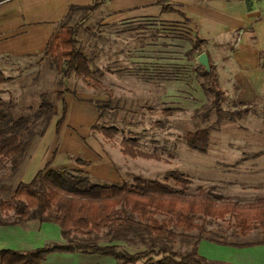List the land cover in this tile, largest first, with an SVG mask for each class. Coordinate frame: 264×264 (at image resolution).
<instances>
[{
	"label": "trees",
	"instance_id": "16d2710c",
	"mask_svg": "<svg viewBox=\"0 0 264 264\" xmlns=\"http://www.w3.org/2000/svg\"><path fill=\"white\" fill-rule=\"evenodd\" d=\"M155 3L164 12H177L169 0H155ZM102 5L103 0H93L87 6H70L65 18L55 27L42 56L60 78L58 86L51 93L43 92L40 102L28 104L30 113L20 112L15 100L3 99L0 89V228L24 227L30 222L38 226L54 223L66 241L48 242L30 251L1 249L0 264H42L51 253L99 254L112 257L114 264H219L199 254L202 240L235 247L264 245V197L239 202L214 192L213 185L198 186L196 192H191V179L178 170L166 171L162 180L137 175L132 182L116 184L93 180L86 172L48 170L49 163L28 183L19 177L52 118L59 116L56 133L65 123L66 96L72 94L66 81L72 77L82 79L87 87L108 98L95 102L99 116L90 131L108 141L120 134L118 128L100 123L114 110L113 92L93 75L91 59L79 49L77 40L84 21ZM78 12L86 14L73 22ZM190 43L191 51L197 56L206 53L209 58L210 69L197 64L195 72L209 100L205 118L214 112L218 121L210 128L188 131L184 138L189 148L205 154L212 127L223 117L232 119L239 113L249 114L251 107L237 102L240 110L223 108L226 93L209 54L202 49L207 42L195 35ZM6 82L8 79L0 71V86ZM120 148L125 157L132 159H160L156 154L142 151L138 139L132 136L124 137ZM74 160L82 167L90 165L80 158ZM253 232L259 238L245 240ZM113 242L142 250L130 253Z\"/></svg>",
	"mask_w": 264,
	"mask_h": 264
},
{
	"label": "rangeland",
	"instance_id": "374dc122",
	"mask_svg": "<svg viewBox=\"0 0 264 264\" xmlns=\"http://www.w3.org/2000/svg\"><path fill=\"white\" fill-rule=\"evenodd\" d=\"M84 14L78 12L73 22ZM105 14L96 11L85 20L77 40L79 49L91 59L93 75L113 92L114 110L100 123L118 128L120 134L109 141L101 134L92 135L97 147L101 146L115 160L121 182H132L137 175L162 180L166 171L178 170L191 179V192H196L198 186L213 185L214 192L239 202L264 197V105L249 106L250 113L246 115L223 117L210 130L205 154L189 148L184 138L188 131L210 128L218 121L214 112L205 118L209 100L199 85L195 72L198 56L191 51L190 43L195 29L185 22L152 20L103 25ZM232 48V43L215 46L212 42L202 47L226 93L223 108L235 111L241 106L235 104L238 89L231 85L230 76L236 70L229 55ZM0 71L8 79L0 86L1 97L15 100L20 112L27 114L28 104L40 102L39 96L55 90L60 79L42 54L23 59L1 58ZM66 83L81 97L108 99L87 87L82 79L72 77ZM58 110L61 112L60 104ZM57 119L59 116L52 118L45 132L51 136L45 144L47 150L55 149L59 142L55 134ZM71 124L78 125L76 120ZM69 130L84 132L83 128ZM129 136L138 139L142 151L160 159L125 157L119 151L120 142ZM43 138L24 163L20 178L43 146ZM76 157L84 159L81 155ZM66 159L74 160L75 156L68 152ZM258 238L259 234L253 232L245 240Z\"/></svg>",
	"mask_w": 264,
	"mask_h": 264
},
{
	"label": "crops",
	"instance_id": "0c3cea01",
	"mask_svg": "<svg viewBox=\"0 0 264 264\" xmlns=\"http://www.w3.org/2000/svg\"><path fill=\"white\" fill-rule=\"evenodd\" d=\"M93 0H0V59L27 58L43 54L55 27L65 18L70 6H87ZM177 12H164L155 0H103L97 11L106 12L101 24L130 21L190 24L195 34L207 44H233L229 52L236 70L231 74V85L237 91V102L246 106L264 105V0H169ZM187 21H186V20ZM206 44V45H207ZM101 97H81L76 92L66 96L67 114L55 149L43 138L23 173L22 180L30 182L35 174L50 163L48 170L70 169L86 172L93 180L121 183L115 160L98 148L90 131L98 121L95 102ZM58 120V119H57ZM77 121V126L71 122ZM57 122V121H56ZM56 125V124H55ZM56 128V126H55ZM70 128H83V133H70ZM45 145V146H44ZM120 151V150H119ZM81 155L88 167L67 160L66 155ZM121 152V151H120ZM48 242L65 243L57 224L40 226L30 222L0 228V250L30 251ZM108 244V243H104ZM130 253L142 249L122 242ZM198 252L207 260L219 264H264V245L235 247L202 240ZM110 256L81 253H51L42 264H114Z\"/></svg>",
	"mask_w": 264,
	"mask_h": 264
},
{
	"label": "water",
	"instance_id": "95a60500",
	"mask_svg": "<svg viewBox=\"0 0 264 264\" xmlns=\"http://www.w3.org/2000/svg\"><path fill=\"white\" fill-rule=\"evenodd\" d=\"M198 63L205 67L207 70L210 69V65H209V58L207 56L206 53H201L199 56H198Z\"/></svg>",
	"mask_w": 264,
	"mask_h": 264
}]
</instances>
